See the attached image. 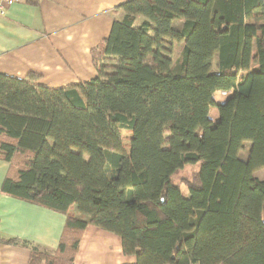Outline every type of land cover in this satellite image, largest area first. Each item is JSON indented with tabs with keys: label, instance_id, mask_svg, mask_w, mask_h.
Here are the masks:
<instances>
[{
	"label": "trees",
	"instance_id": "obj_1",
	"mask_svg": "<svg viewBox=\"0 0 264 264\" xmlns=\"http://www.w3.org/2000/svg\"><path fill=\"white\" fill-rule=\"evenodd\" d=\"M113 12L93 78L49 87L0 72V189L65 217L54 251L21 243L27 264H73L89 224L118 235L132 264H264V1Z\"/></svg>",
	"mask_w": 264,
	"mask_h": 264
},
{
	"label": "crops",
	"instance_id": "obj_2",
	"mask_svg": "<svg viewBox=\"0 0 264 264\" xmlns=\"http://www.w3.org/2000/svg\"><path fill=\"white\" fill-rule=\"evenodd\" d=\"M29 1L15 3L0 15V72L18 78L35 72L40 75L37 82L49 87L93 78L96 70L90 50L107 36L113 19L121 17V12L113 10L125 0ZM7 169L8 163L0 160V188ZM64 221L62 213L12 197L0 189V239L19 241L0 240V264H27L30 249L22 242L54 251ZM134 262V256L123 253L118 235L89 224L73 264Z\"/></svg>",
	"mask_w": 264,
	"mask_h": 264
},
{
	"label": "rangeland",
	"instance_id": "obj_3",
	"mask_svg": "<svg viewBox=\"0 0 264 264\" xmlns=\"http://www.w3.org/2000/svg\"><path fill=\"white\" fill-rule=\"evenodd\" d=\"M180 22H181L180 20H174V21H173V26H174L175 28H180V26L182 25V23H180ZM182 47H183V43H182V42H181V43H176V42L172 43L171 56H172L173 63H174L175 66H177L178 63H179V61H180V56H181ZM213 63H214V64L216 63V57H214V61H213ZM251 68H252V69H257V65L252 64ZM215 98H216L218 101H223V99L225 98V96H224L223 94H221V93H216V94H215ZM211 116H212L213 118H215V117L217 116V112H216L215 109L212 110V112H211ZM122 134H123L124 136L127 135V133H125V132H122ZM123 142H124V143H127L128 141L124 140ZM248 146H249V145L246 144V146L244 147V149L240 152V156H241V157H243V158L246 157V155H247V147H248ZM255 176H256L259 180H264V168L261 169V171H259V172H255Z\"/></svg>",
	"mask_w": 264,
	"mask_h": 264
},
{
	"label": "built area",
	"instance_id": "obj_4",
	"mask_svg": "<svg viewBox=\"0 0 264 264\" xmlns=\"http://www.w3.org/2000/svg\"><path fill=\"white\" fill-rule=\"evenodd\" d=\"M27 0H0V15H4L6 10L15 3H23Z\"/></svg>",
	"mask_w": 264,
	"mask_h": 264
},
{
	"label": "water",
	"instance_id": "obj_5",
	"mask_svg": "<svg viewBox=\"0 0 264 264\" xmlns=\"http://www.w3.org/2000/svg\"><path fill=\"white\" fill-rule=\"evenodd\" d=\"M264 1V0H263Z\"/></svg>",
	"mask_w": 264,
	"mask_h": 264
}]
</instances>
